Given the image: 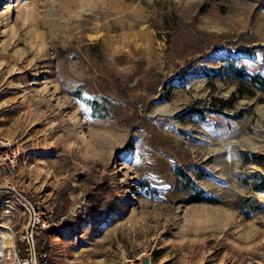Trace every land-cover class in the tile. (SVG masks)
<instances>
[{
	"label": "rangeland",
	"instance_id": "obj_1",
	"mask_svg": "<svg viewBox=\"0 0 264 264\" xmlns=\"http://www.w3.org/2000/svg\"><path fill=\"white\" fill-rule=\"evenodd\" d=\"M228 68L264 77V0H0L14 185L67 218L43 264H264V96Z\"/></svg>",
	"mask_w": 264,
	"mask_h": 264
},
{
	"label": "built area",
	"instance_id": "obj_2",
	"mask_svg": "<svg viewBox=\"0 0 264 264\" xmlns=\"http://www.w3.org/2000/svg\"><path fill=\"white\" fill-rule=\"evenodd\" d=\"M18 158L16 144L0 138V264H43L48 259L44 249L45 238L39 251L37 238L43 233L59 232L66 224L62 220L67 218L54 219L52 211L45 210L39 202L30 201L16 189L14 180ZM22 218L24 226L18 232L14 228L18 219ZM126 264L154 263L146 257L144 260H130Z\"/></svg>",
	"mask_w": 264,
	"mask_h": 264
},
{
	"label": "trees",
	"instance_id": "obj_3",
	"mask_svg": "<svg viewBox=\"0 0 264 264\" xmlns=\"http://www.w3.org/2000/svg\"><path fill=\"white\" fill-rule=\"evenodd\" d=\"M229 69V68H228ZM232 78L236 82V91L233 94V97L235 94L238 98H254L256 95L260 94L261 96H264V77L258 74L250 75L247 73H244L238 69H229ZM222 104L219 112H221L224 109H229L231 107V104L227 106L224 102H220ZM187 184V182H186ZM191 191V189H188ZM255 191H264V181H262L259 185L257 184L254 186ZM203 193H200V191H196L194 188L193 192H190L187 198L186 204H193V203H208V204H219L216 200H213L211 198H204L202 196ZM249 199H244L243 202H249ZM263 208L262 204H256L255 206H252L251 210L255 213L259 212ZM239 212H241L242 215H244L247 218H250V214H247L245 212L244 206H240ZM248 209V207H247ZM45 252L48 254L49 251V241L45 244Z\"/></svg>",
	"mask_w": 264,
	"mask_h": 264
}]
</instances>
